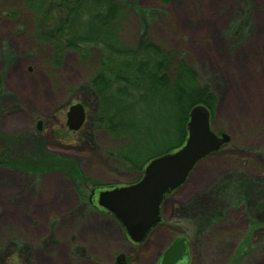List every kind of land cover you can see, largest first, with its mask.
I'll use <instances>...</instances> for the list:
<instances>
[{
	"label": "rangeland",
	"instance_id": "obj_1",
	"mask_svg": "<svg viewBox=\"0 0 264 264\" xmlns=\"http://www.w3.org/2000/svg\"><path fill=\"white\" fill-rule=\"evenodd\" d=\"M115 1L126 12L121 42L151 43L191 66L216 96L211 127L229 142L166 196L162 225L132 246L87 200L95 185L141 177L128 169L131 141L95 121L94 52L51 61L34 13L0 0V264H117L119 255L156 264L177 236L190 264H264V0ZM75 104L86 116L71 131Z\"/></svg>",
	"mask_w": 264,
	"mask_h": 264
},
{
	"label": "trees",
	"instance_id": "obj_2",
	"mask_svg": "<svg viewBox=\"0 0 264 264\" xmlns=\"http://www.w3.org/2000/svg\"><path fill=\"white\" fill-rule=\"evenodd\" d=\"M23 2L34 13L35 37L51 48V61L66 50L83 52V61L94 52L96 74L90 86L98 101L95 121L131 141L129 170L140 172L150 159L178 148L191 108H215V94L184 60L151 43L134 49L121 42L117 25L126 12L115 0ZM159 143L163 147L153 151Z\"/></svg>",
	"mask_w": 264,
	"mask_h": 264
},
{
	"label": "water",
	"instance_id": "obj_3",
	"mask_svg": "<svg viewBox=\"0 0 264 264\" xmlns=\"http://www.w3.org/2000/svg\"><path fill=\"white\" fill-rule=\"evenodd\" d=\"M84 120L85 111L81 104L69 107L66 113L69 130H78ZM40 123H37L38 130ZM185 132L183 143L150 159L135 183L105 186L89 192V204L113 218L132 246L143 244L152 231L163 223L162 206L166 196L185 184L200 161L217 153L229 142L227 134H218L212 129L209 111L202 105L194 106L189 111ZM156 264H190L188 239L175 237Z\"/></svg>",
	"mask_w": 264,
	"mask_h": 264
},
{
	"label": "flooded vegetation",
	"instance_id": "obj_4",
	"mask_svg": "<svg viewBox=\"0 0 264 264\" xmlns=\"http://www.w3.org/2000/svg\"><path fill=\"white\" fill-rule=\"evenodd\" d=\"M85 116H86V114H85ZM85 121V120H84ZM97 212H99V211H97ZM101 213V212H100ZM188 247H189V243H188ZM124 261V257L123 256H121V255H119V256H117V258H116V262H117V264H123L122 262Z\"/></svg>",
	"mask_w": 264,
	"mask_h": 264
}]
</instances>
